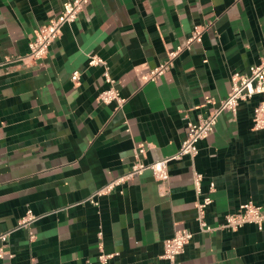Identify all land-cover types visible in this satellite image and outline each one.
<instances>
[{
    "label": "crops",
    "instance_id": "crops-1",
    "mask_svg": "<svg viewBox=\"0 0 264 264\" xmlns=\"http://www.w3.org/2000/svg\"><path fill=\"white\" fill-rule=\"evenodd\" d=\"M67 0H0V231L13 230L0 264H167L164 241L187 228L183 264H264V229L202 232L193 172L216 185L207 221L218 225L249 200L264 208V130L253 123L258 96L224 112L195 157L169 163L158 181L145 170L98 199L96 190L127 172L134 150L153 162L179 152L187 122L213 111L264 57V0H90L62 28L45 58L16 60L35 29ZM195 26L202 41L186 48ZM183 51L157 80L144 76ZM110 70L124 107L98 101ZM80 72L79 82L71 78ZM31 209L39 216L20 226Z\"/></svg>",
    "mask_w": 264,
    "mask_h": 264
},
{
    "label": "built area",
    "instance_id": "built-area-1",
    "mask_svg": "<svg viewBox=\"0 0 264 264\" xmlns=\"http://www.w3.org/2000/svg\"><path fill=\"white\" fill-rule=\"evenodd\" d=\"M89 1H65L60 13L54 16L48 23L39 25L35 29L33 38L29 44V52L25 56H18L16 60L29 63L45 58L50 51V46L59 39L63 26L74 22L80 12L89 4ZM203 32L204 29L202 26H195L192 35L188 39L186 48H189L195 41H202ZM182 51V47L169 51L167 59L147 73L144 76V81L157 80L172 67L174 60ZM89 64L105 66L104 78L109 83V87L99 93L97 97L98 101L105 104L114 103L116 110L122 109L127 98L117 88L116 81L112 78L106 62L97 54H89ZM71 78L74 82H79L80 72L76 70L73 72ZM230 80L231 89L229 93L215 105L212 112L200 115L196 121L187 122L186 138L179 152L160 160L146 162L142 157L145 156L147 147L144 144L138 145L134 150L135 161L131 168L96 190L86 201L98 204L99 197L107 195L117 188L122 191L124 184L134 177L141 175L145 170H151L158 181L163 184L166 183L170 177L169 163L171 161L184 155L195 157L199 152V142L214 132L221 114L224 112L235 114L242 102L248 101L255 96H258L259 100L254 106V127L264 130V57L259 64L251 66L247 73L233 72ZM193 179L198 196L195 203L198 212L197 218L202 232H212L216 229L235 231L246 224H254L259 230L264 229V208L251 200L242 203L237 210L227 213L224 221L217 226L210 224L207 221V208L213 202L212 193L215 191L216 185L214 182H211L209 191L204 193L202 190L203 174L195 170L193 172ZM37 218L39 216L29 209L20 221V226H26ZM12 231H0V258H4L5 255L10 253L7 250V244ZM101 238L102 232H99V246L101 249L99 259L103 264H107L115 254H108L102 250ZM192 238L193 232L187 228L175 231L171 237L164 241V252L161 257L166 260L167 264H183L180 256L184 253L186 246Z\"/></svg>",
    "mask_w": 264,
    "mask_h": 264
}]
</instances>
